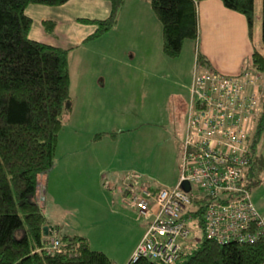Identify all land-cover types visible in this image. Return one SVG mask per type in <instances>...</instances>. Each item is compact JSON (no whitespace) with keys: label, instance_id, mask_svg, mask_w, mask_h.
<instances>
[{"label":"rangeland","instance_id":"obj_1","mask_svg":"<svg viewBox=\"0 0 264 264\" xmlns=\"http://www.w3.org/2000/svg\"><path fill=\"white\" fill-rule=\"evenodd\" d=\"M128 12H135L140 25L128 29L119 25L109 31L102 44L107 54L103 59L90 60L85 48L81 56L74 55L69 60L71 109L72 100L82 104L74 106L72 120L80 122L82 132L90 123L92 135L99 131L112 135L94 145L106 150L103 166L113 169L102 178L109 188L87 185L72 188L71 195L62 200L47 193L45 202L43 194L38 201L48 227L59 229L61 236L83 237L90 250L107 257L112 255L118 261L115 264L127 263L129 251L140 240L145 227L142 221L135 220L134 211L126 202H119L123 175L134 173L142 180L137 186L141 188L151 185L171 189L177 183L186 116L185 82L195 52L194 42L184 41L176 59L164 58L160 52V25L148 0H129ZM259 19L260 0H253L251 42L264 57ZM98 79H103L102 86L97 84ZM97 115L103 116L101 125ZM106 126L110 130H103ZM82 132L76 131L74 135ZM62 141L59 147L64 150ZM255 154L260 162L251 165L247 172L249 195L256 211L264 216V135L255 143ZM85 176L90 178V174ZM108 205L113 209L116 205L124 206L126 215L108 214ZM198 242L195 235L180 244L189 251Z\"/></svg>","mask_w":264,"mask_h":264},{"label":"trees","instance_id":"obj_2","mask_svg":"<svg viewBox=\"0 0 264 264\" xmlns=\"http://www.w3.org/2000/svg\"><path fill=\"white\" fill-rule=\"evenodd\" d=\"M67 1L0 0V264H113L101 252L90 250L83 237L61 236L58 229V252L47 249L49 229L53 227L45 224L38 204L43 192L39 178L53 166L56 138L63 119L70 113L71 100L67 52L29 40L30 20L24 9L28 5L56 7ZM102 1L109 4L104 20H77L95 26L94 33L86 40L110 31L125 3V0ZM200 1L203 0H148L160 25V52L164 58L176 59L184 41L194 42L196 51V4ZM219 1L225 9L244 18L251 41L253 0ZM259 20L260 43L264 48V0H260ZM54 24L51 20L42 22L48 32ZM197 59L210 68L202 57L197 55ZM243 69L264 74V57L254 46ZM261 135H264V106L250 139L248 173L251 165L260 162L255 143ZM158 188L147 187L151 192ZM191 203L196 206L197 202L193 199ZM202 209L199 207L195 213L200 214ZM198 239L189 251L183 245L181 259L173 264H262L264 261L261 239L252 244L225 245ZM126 264L160 263L140 259Z\"/></svg>","mask_w":264,"mask_h":264},{"label":"built area","instance_id":"obj_3","mask_svg":"<svg viewBox=\"0 0 264 264\" xmlns=\"http://www.w3.org/2000/svg\"><path fill=\"white\" fill-rule=\"evenodd\" d=\"M263 106L264 74L248 69L222 74L201 64L195 51L176 185L155 192L124 189L126 204L145 224L129 263H176L183 251L180 242L195 235L218 245L264 241V216L250 200L247 174L250 139ZM47 239V249L58 252L57 229L50 228Z\"/></svg>","mask_w":264,"mask_h":264},{"label":"crops","instance_id":"obj_4","mask_svg":"<svg viewBox=\"0 0 264 264\" xmlns=\"http://www.w3.org/2000/svg\"><path fill=\"white\" fill-rule=\"evenodd\" d=\"M128 2L129 0H125L118 15L117 24L114 27L120 25V27L128 29L129 26L134 27L140 25L136 20L135 12H128ZM108 13L109 4L102 0H68L64 4L56 7L28 5L24 9V15L30 20L27 37L31 41L65 50L67 52L69 71L70 58L74 55L81 56L85 48L87 52L86 56L90 60L103 59L107 55L102 48V44L107 38L108 33L114 27L110 32L108 31L100 37L86 40L87 37L94 33L95 26L82 24L77 20L101 21L108 16ZM48 20L54 21L55 23L50 32L44 30L42 26V22ZM196 22V54L202 57L213 70L226 75L238 74L243 69L245 61L249 58L253 46L247 36L244 18L237 13L225 9L219 0H203L196 4ZM127 32L125 30V34ZM125 45L128 46V40L126 39ZM131 53L128 52L127 54ZM192 63L193 59L190 68H192ZM189 81L190 75L185 82L186 89L188 88ZM97 84L102 86L103 79H98ZM75 105L81 106L82 104L78 102L74 103L72 100V109L63 119L62 127L57 135L56 145L54 147L53 166L47 174L39 178L40 185H42L43 189L44 202L46 201L47 193L55 200L57 198H61L62 200L65 196L71 195L72 188H83L87 185L96 186L99 189L104 187L108 190L109 188L102 181V178L105 176V173H109L113 169L103 166L104 162L102 160L106 150L94 148V145L96 142L101 144L102 141L104 142L105 139L110 138L112 135L109 134V131H99L100 133H96L99 134L98 136L96 134L92 135L89 129H92L91 127L93 126L90 123L88 128L82 132L80 130V122L72 120L75 114L73 110ZM96 119L101 125L103 116L97 115ZM104 119L106 120L105 116ZM103 130L110 129L106 126ZM76 131L82 132L83 134L79 135L80 137L74 135ZM120 131L123 130L120 129ZM62 139V147L64 150L59 147L60 140ZM86 174H90V178H87L85 176ZM123 176L121 194L126 187L137 188V186L141 185L140 182L142 180L134 173H127ZM119 202L125 203L123 195ZM124 206L120 207L116 205V208L113 209L108 205L107 212L111 215L119 216L120 214V216H124L126 215L124 213L126 212ZM127 207L131 208L128 205ZM139 241L135 242L131 247L128 257H130ZM107 258L113 264L115 262L118 263L117 259L112 255Z\"/></svg>","mask_w":264,"mask_h":264},{"label":"water","instance_id":"obj_5","mask_svg":"<svg viewBox=\"0 0 264 264\" xmlns=\"http://www.w3.org/2000/svg\"><path fill=\"white\" fill-rule=\"evenodd\" d=\"M180 187H181V189H182L184 192H188V190H189V185H188L186 182H182V183L180 184ZM42 231H43V233L45 234V233H46V228L43 227V228H42Z\"/></svg>","mask_w":264,"mask_h":264}]
</instances>
